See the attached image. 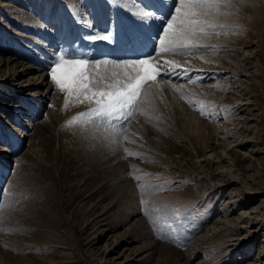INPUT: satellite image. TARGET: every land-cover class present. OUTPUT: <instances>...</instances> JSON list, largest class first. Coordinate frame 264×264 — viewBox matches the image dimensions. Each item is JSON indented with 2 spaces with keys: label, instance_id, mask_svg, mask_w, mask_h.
<instances>
[{
  "label": "rangeland",
  "instance_id": "obj_1",
  "mask_svg": "<svg viewBox=\"0 0 264 264\" xmlns=\"http://www.w3.org/2000/svg\"><path fill=\"white\" fill-rule=\"evenodd\" d=\"M108 1L0 0V42L36 67L20 96L0 63V264H263L264 0H226L228 33L196 37L208 48L154 56L179 68L148 82L122 147L65 126L95 104L65 108L48 71L64 48L127 59L126 29L139 28L127 3H141L114 0L110 13ZM109 31L111 42L85 38Z\"/></svg>",
  "mask_w": 264,
  "mask_h": 264
},
{
  "label": "snow or ice",
  "instance_id": "obj_2",
  "mask_svg": "<svg viewBox=\"0 0 264 264\" xmlns=\"http://www.w3.org/2000/svg\"><path fill=\"white\" fill-rule=\"evenodd\" d=\"M140 3L141 7L134 12V17L141 29V35L152 43L150 52L119 61L90 60L75 50L64 48L53 53L48 66L51 81L60 91L66 93L65 108L73 97L75 102L95 104L87 112L72 117L65 126L70 127L77 122L82 127L90 125L121 147L122 140L127 139L124 136L127 122L138 112L146 115L140 105L148 98V82L154 81L158 76L174 74L179 68V65L169 61L154 63V56L208 48V45L198 42V35L209 32L227 34L229 31L228 26L217 23L218 17L229 14L226 11V0H149L148 3L140 0ZM148 29H155L156 34L147 35ZM85 38L111 42L112 33L109 31L102 36L92 35ZM212 48L219 50V46ZM101 66L105 69L103 74L100 73ZM204 114L202 110L201 115ZM123 151L126 156L132 155L127 148ZM141 191L146 189L141 187ZM140 203L146 205L148 202L142 198ZM5 207L7 205L0 204V211ZM3 230L0 228V231Z\"/></svg>",
  "mask_w": 264,
  "mask_h": 264
},
{
  "label": "bare ground",
  "instance_id": "obj_3",
  "mask_svg": "<svg viewBox=\"0 0 264 264\" xmlns=\"http://www.w3.org/2000/svg\"><path fill=\"white\" fill-rule=\"evenodd\" d=\"M145 1H147V0H145ZM107 3L110 4L109 5L110 7L107 6V8H111V7L114 8L113 10H110L109 9L110 10V13L113 12V11L114 12H117L118 11L119 5L117 3H115L114 0H112V2L111 1H108ZM29 5L30 4H28V6ZM127 5L130 6V7L132 5V7L135 6V7L139 8L137 6L138 4L137 5H134V4H131V3H127ZM140 6H141V4H140ZM137 8H134L133 10H138ZM96 26L97 25H93L92 23H89V25H87L86 29H88V31L97 32L98 30H97ZM93 29H95V30H93ZM75 32L76 33H74V34L77 35L78 32L76 30H75ZM126 33H130L135 38L136 41L135 42H132L131 49L130 48H127V49H130L128 56L127 57H122V58H129V57H133V56H137V55H142V54H145V53H148V52L151 51V49H152V43H151V41H146L145 40V36L144 35H141V29L140 28H137L135 26L130 25V26L127 27ZM152 33H150V32L148 33L147 32V35L152 36L153 35ZM129 40H131V39L129 38ZM0 47L3 48L2 56H9L8 58H2V57H0V63L3 64V66L5 67L4 74L1 76L2 79H4V82L1 81L2 87L12 88L16 84L15 82L19 81L18 82V84H20L19 88L22 90V92H20L19 95L20 96H24L23 93L25 92V89H27V87L33 85V84H25L24 83L26 81V78L25 77L28 74H30L33 71V69H35L36 67L33 68L32 66H25L22 63H20V61H19V59H20L19 53L15 49L11 48L12 46L6 47L5 44H3L2 42H0ZM120 52H121V49L120 50H118V49L116 50V53L118 55L120 54ZM0 75H1V73H0ZM33 78L34 79L37 78L36 80H39V82L37 81L38 83L37 82H35V83L33 82L34 84H37L39 87H42V86L45 85V82H44L45 79H44L43 75H38L36 77L34 76ZM27 82H30V81H27ZM29 96H31V94ZM111 251H112L111 248H108L107 249V252H111ZM262 255L264 257V251H263ZM262 263L264 264V262H262ZM100 264H110V262L108 260H105V263H101L100 262ZM115 264H119V263H115Z\"/></svg>",
  "mask_w": 264,
  "mask_h": 264
}]
</instances>
